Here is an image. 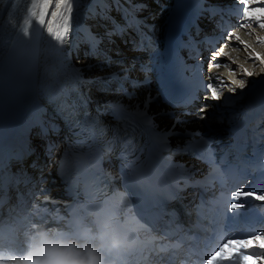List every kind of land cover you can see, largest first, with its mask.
I'll return each mask as SVG.
<instances>
[{
  "label": "bare ground",
  "instance_id": "1",
  "mask_svg": "<svg viewBox=\"0 0 264 264\" xmlns=\"http://www.w3.org/2000/svg\"><path fill=\"white\" fill-rule=\"evenodd\" d=\"M75 1L77 3L73 6ZM92 1L71 0L72 12L70 14V20L68 21V30L64 34L63 43L47 30V25L51 21V13L55 9L56 0H52L43 25L38 20L41 9L39 7L35 9L37 12L36 17L31 16L30 12L33 10V3H43L44 0H16L8 8V13L6 11L7 14L5 13L6 15L4 17H0V101L2 103L10 106L16 104H21V106L29 105V107L40 105L48 111L53 119L59 120L63 118V112L58 95L52 92L47 84L51 77L50 74L54 78L62 80L68 87L79 91L80 94H85L91 90L90 88L93 84L102 83L105 80L102 77L104 75L103 70L108 71L109 67L115 64V61L109 60L108 63H105L106 58L103 60L101 54H97V51L91 53L88 47L85 46L81 47L82 52L78 58L73 56L71 58L69 57V51L71 50L75 32L79 28L80 19H84L93 28L97 26L102 33H105L104 30H107L112 25L108 18L109 15L113 14L116 17V8L112 5L116 3L114 0H99L100 5L94 8L93 14H85V7ZM164 1L149 0L145 3L142 0H125L124 2L128 3L127 5L130 9H134L141 2L145 3L148 6V10H145V4H140L141 8L158 20L160 13H162L161 4ZM111 7H113L112 11ZM141 8L138 10L140 11ZM256 15H260V13L256 12ZM30 26L33 27V30L29 28ZM26 31H33V34L27 37V47L25 51L23 50L27 54L24 53L22 55L23 59L18 60L14 58L13 50L19 49L16 48L17 46L19 47V38ZM92 38L98 41L97 37L92 36ZM119 42L122 43L120 40ZM228 42V45L222 49L223 53L220 55L225 64L223 67L214 69L215 71L212 73L216 86L220 83L219 80L215 79L217 76L223 80L226 86L223 88L217 87L220 91L219 99H206L203 102V106L199 110V118L189 124L193 128H199L200 123L205 127L208 125L214 128L225 126L227 121L236 119L241 115L245 96L251 91L262 89L264 85V28L258 25L256 31H253L252 27L240 30ZM106 43V47L111 49L108 52L109 59L113 58L110 55L111 53L130 49L128 43L120 44L118 49H116L117 45L114 46L109 41ZM232 44L235 45L232 47ZM92 54H95V56ZM82 58H87L88 61L85 64L75 66L77 60ZM245 69L252 73V75L245 74ZM78 72L81 73L82 77L77 76ZM98 73L100 75H97ZM84 77L92 78L91 82H82L81 85L80 80ZM232 81L236 83L232 84ZM241 82L243 83V88L240 87ZM94 96L101 99L102 103L108 100L120 102L115 91H113V94H102L94 91ZM78 97L82 98L81 96ZM149 98V93H146L144 96L138 97L137 100H133L136 109L144 113L150 112L154 108L153 106L149 108L144 107L145 102ZM94 112L96 111L94 110ZM153 113L155 112L153 111ZM17 120L23 123L24 116L19 117ZM160 126L167 127L165 122ZM207 129L204 128V130ZM53 140L57 141L59 139L55 137ZM60 141L61 146L56 151L52 168L49 169L53 175L55 167L59 165L65 152L66 144L63 142V139ZM43 146H45L44 142H42L41 148ZM50 188L55 193L61 190L59 185L55 187L50 186ZM60 195L58 194L57 196Z\"/></svg>",
  "mask_w": 264,
  "mask_h": 264
},
{
  "label": "snow or ice",
  "instance_id": "2",
  "mask_svg": "<svg viewBox=\"0 0 264 264\" xmlns=\"http://www.w3.org/2000/svg\"><path fill=\"white\" fill-rule=\"evenodd\" d=\"M241 3H244L245 0H240ZM52 0H44L43 3H33L32 11L30 15L33 17L37 16V12L35 9L39 7L41 11L38 15V20L40 24L45 23V16L47 15V10L51 6ZM72 12V4L71 0H56L55 9L51 13V21L47 25V30L49 33H52L61 43L64 42V34L68 30V21L70 20V14ZM256 12H259L260 15H256ZM244 16L248 19H253L260 21L259 27L264 28V8L257 9L255 11H248L247 8L244 10ZM243 27H247L246 24L241 25ZM239 39V37H237ZM223 53L221 49L215 56L211 57V60H215L217 56ZM215 67L219 68V64H215ZM245 74L252 75V73L248 72L246 69L244 70ZM210 79H212L210 77ZM215 79L219 80L220 83L218 86H213L212 83L205 84V89L210 93L208 98L210 99H219L217 95V87L223 88L226 85L220 77H215ZM235 84V81L231 82ZM240 87L243 88V83L241 82ZM236 199H241L242 197L253 196L254 199L264 201V195L254 196L252 192H242L237 191L234 194ZM231 209L235 210L239 207H243L242 204L232 203L230 205ZM256 241H260V247L264 248V238L260 235L255 236ZM253 245V239H229L226 240L219 248L216 250L208 259L207 264H216L219 261H231L233 260V256L235 255L237 259H239L242 255L241 249H248ZM243 264H255L252 260V257L249 255H242Z\"/></svg>",
  "mask_w": 264,
  "mask_h": 264
},
{
  "label": "clouds",
  "instance_id": "3",
  "mask_svg": "<svg viewBox=\"0 0 264 264\" xmlns=\"http://www.w3.org/2000/svg\"><path fill=\"white\" fill-rule=\"evenodd\" d=\"M18 264H101L95 249L81 253L74 243L52 241L41 237L36 247Z\"/></svg>",
  "mask_w": 264,
  "mask_h": 264
},
{
  "label": "rangeland",
  "instance_id": "4",
  "mask_svg": "<svg viewBox=\"0 0 264 264\" xmlns=\"http://www.w3.org/2000/svg\"><path fill=\"white\" fill-rule=\"evenodd\" d=\"M14 1L15 0H0V17H4L5 16V13H6V11H8V8L10 7V6H12L13 5V3H14ZM89 12L87 13V14H89V15H92L93 14V12H94V10H88ZM33 30V29H32ZM32 32V33H31ZM31 32H27L25 35H22L19 39H20V41L18 42V45H19V47L17 46L16 48H19V49H14L13 50V55H14V58H16V59H18V60H22L23 59V56L22 55H24V53L25 54H27L26 52H24L25 51V49H26V43H28V38L27 37H29V35L31 34H33V31H31ZM25 39V40H24ZM24 41V42H23ZM21 42V43H20ZM25 48H24V47ZM17 50V51H16ZM24 50V51H23ZM18 52V53H16V52ZM85 62V61H84ZM84 62H78L79 64L81 63H84Z\"/></svg>",
  "mask_w": 264,
  "mask_h": 264
}]
</instances>
